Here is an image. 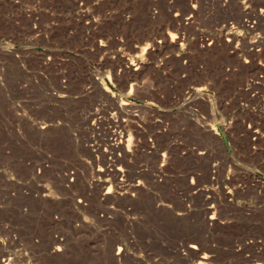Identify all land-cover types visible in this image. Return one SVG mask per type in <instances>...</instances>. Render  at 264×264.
<instances>
[{"label": "rangeland", "instance_id": "374dc122", "mask_svg": "<svg viewBox=\"0 0 264 264\" xmlns=\"http://www.w3.org/2000/svg\"><path fill=\"white\" fill-rule=\"evenodd\" d=\"M134 255L264 264V0H0V260Z\"/></svg>", "mask_w": 264, "mask_h": 264}, {"label": "bare ground", "instance_id": "6f19581e", "mask_svg": "<svg viewBox=\"0 0 264 264\" xmlns=\"http://www.w3.org/2000/svg\"><path fill=\"white\" fill-rule=\"evenodd\" d=\"M46 125V124H45ZM44 125V126H45ZM108 193L109 192V190H107V191H105V193ZM203 222V225H204V227H206L207 228V230L209 231V230H211L212 228H215L217 225H219V222H218V220H216L215 218H214V216H210V217H208V219H205L204 221H202ZM127 226V225H126ZM220 226V225H219ZM221 227V226H220ZM199 229V228H198ZM202 231H203V229H201ZM215 230V229H214ZM215 232V231H214ZM220 237V236H219ZM56 239V238H55ZM217 239V238H216ZM58 241H59V239H58ZM54 242H56V241H54ZM115 242V241H114ZM118 242V241H117ZM243 242H241L240 244H242ZM55 244H58V242L57 243H55ZM60 244V243H59ZM114 244H116V243H114ZM117 245V244H116ZM183 245V244H182ZM246 245V244H245ZM53 246H54V244H53ZM52 246V247H53ZM112 246V245H111ZM185 246V248L184 249H186V250H196L197 248H199V247H197L196 246V244H194V242L193 243H187L186 245H184ZM60 246H56L55 247V250H59L60 248H59ZM183 247V246H182ZM239 247V246H238ZM245 248V247H244ZM258 248H259V246H258ZM113 249V248H112ZM111 249V250H112ZM110 250V252H113V251H111ZM109 251H108V253H110ZM193 252H195V251H193ZM202 252V251H201ZM127 254H128V250H127V247H126V245L125 244H123V243H120L118 246H117V248H116V251L114 252V254H112V257H113V260H117V261H121V259H124V258H126V256H127ZM202 255V254H201ZM130 256V255H129ZM132 256V255H131ZM131 256H130V258H131ZM199 256H200V254H199ZM206 256V253L205 254H203L202 255V257H205ZM208 256H210V255H208ZM208 256H206V257H208ZM256 256V255H255ZM258 256V255H257ZM260 256V255H259ZM133 257H135L136 259H139L140 260V262L138 263V264H149V263H145V262H143V258L141 257V255H134ZM146 257H148V256H146ZM205 257V258H206ZM9 258V257H8ZM8 258H6V257H4V258H2L1 260H0V264H9V260H8ZM209 258V257H208ZM248 258H249V256H248ZM253 258V257H252ZM127 259V258H126ZM133 260H134V258H132ZM247 259V258H246ZM251 259V258H250ZM11 260V259H10ZM112 259H110V261L111 262H113L114 263V261H113ZM129 260V259H128ZM212 260V259H211ZM204 261V260H203ZM256 261V260H255ZM260 261V260H259ZM135 262V261H134ZM202 262V261H201ZM120 263V262H119ZM160 262H158L157 264H159ZM228 263V262H227ZM11 264V263H10ZM115 264H116V262H115ZM155 264V263H154ZM201 264V263H200ZM244 264H246L245 262H244ZM248 264H263L262 262H258V260H257V262L255 263L254 261H249V263Z\"/></svg>", "mask_w": 264, "mask_h": 264}]
</instances>
